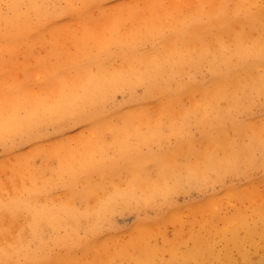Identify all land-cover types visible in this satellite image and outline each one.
Wrapping results in <instances>:
<instances>
[{"label": "bare ground", "instance_id": "6f19581e", "mask_svg": "<svg viewBox=\"0 0 264 264\" xmlns=\"http://www.w3.org/2000/svg\"><path fill=\"white\" fill-rule=\"evenodd\" d=\"M0 264H264V0H0Z\"/></svg>", "mask_w": 264, "mask_h": 264}, {"label": "rangeland", "instance_id": "374dc122", "mask_svg": "<svg viewBox=\"0 0 264 264\" xmlns=\"http://www.w3.org/2000/svg\"><path fill=\"white\" fill-rule=\"evenodd\" d=\"M128 219V218H127Z\"/></svg>", "mask_w": 264, "mask_h": 264}]
</instances>
